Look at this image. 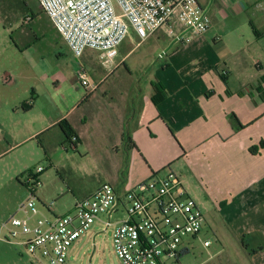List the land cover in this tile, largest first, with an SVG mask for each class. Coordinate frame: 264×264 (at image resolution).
<instances>
[{"label":"crops","instance_id":"1","mask_svg":"<svg viewBox=\"0 0 264 264\" xmlns=\"http://www.w3.org/2000/svg\"><path fill=\"white\" fill-rule=\"evenodd\" d=\"M200 1L212 21L216 13L226 11L217 0ZM234 1L242 4L240 0ZM1 10L2 0L0 26ZM250 26L253 37L247 41L246 50L255 47L253 55L257 57L252 61L255 70L243 66L225 70V59L216 57L204 66L205 70H166L162 66V70L148 71L149 80L139 78L120 86V91L115 86L107 90L105 83L117 71L113 69L126 57L118 63L116 59L115 67L96 70L97 90L91 94L86 91L82 102L69 113H61L55 105L58 116L42 113L29 118L38 109L34 95L40 92L43 72L0 70V148L12 135L24 137L20 143L55 129L65 135L59 127L63 120L76 132L78 144L84 143L92 132L99 138H108L117 155L121 148L127 153V160L117 164L119 169L126 168V174L109 175L108 180L116 184L110 185L125 191L170 171L182 182L196 180L208 199L220 207L218 213L222 217L214 219L215 226L223 233L225 226H229L231 233L228 234L250 256L252 264H264V20L258 26L251 22ZM186 44H173L175 52L180 54L179 47ZM242 48L237 38V52ZM27 75L32 81L30 88H34L33 97L28 101L19 99L15 92L16 78ZM6 77L10 82H4ZM156 87L167 96L158 105L153 102ZM77 110L84 113L79 124H73L67 118ZM7 119L15 122V129ZM104 184L109 183H102L86 194L71 190L75 203ZM209 227L221 242L215 229Z\"/></svg>","mask_w":264,"mask_h":264},{"label":"rangeland","instance_id":"2","mask_svg":"<svg viewBox=\"0 0 264 264\" xmlns=\"http://www.w3.org/2000/svg\"><path fill=\"white\" fill-rule=\"evenodd\" d=\"M226 1L230 6L224 0H217L226 11L215 14L211 30L179 47L180 54L175 52L173 44L174 47L169 45L171 40L164 30L143 43L131 31L119 48L117 63L126 58L119 67L113 69L117 71L104 88L108 90L115 86L120 91V86L131 80H149L151 74H147L148 71L162 70V66L166 70H205L204 66L216 57L225 59V70H237V67L242 66L247 70H255L252 64L253 58L257 57L253 55L255 47L251 45L250 51L246 48L247 41L253 37L250 23L258 26L260 20H264V0H240L241 5L234 0ZM1 14L0 70H39L44 74L39 85L40 92L34 95L39 103L38 109L30 113L29 118L42 113L58 116L55 105L61 113H69L86 96L76 71L83 66L89 81L94 84L96 70H107L101 65L98 53L87 51L80 59L76 58L36 0H2ZM237 38L243 47L239 52ZM163 50L168 51V57L158 60ZM16 79L17 97L26 101L32 99L34 88H30L31 77L27 75ZM83 113L82 110L74 111L67 119L79 124ZM7 121L13 129L16 128L14 121ZM23 140L24 137L12 135L0 148V227L16 207L29 199L30 192L25 186L30 170L38 167L44 169L39 176L36 198L42 206L51 207L58 216L73 210L75 199L71 190L86 194L102 183L115 186L108 180L109 175L119 174L123 177L127 172L126 168L122 170L117 165L118 161L122 163L127 160L124 149L121 148L117 155L111 148L110 140L99 138L94 132L76 148L58 129L20 143ZM183 182L192 199L206 215L208 224L201 239L194 242L193 249L180 258L179 263L252 264L250 256L242 248L239 249L237 241L230 237L229 226H225V233L215 226L214 219L222 217L218 213L219 205L208 199L196 180L183 179ZM225 205L220 204L221 207ZM210 225L221 242L211 231ZM3 238H0V264H33L19 243L8 242ZM206 239L211 241L208 249L203 246ZM70 261L71 264H121L113 248L111 230L107 232L99 223L94 224L91 233L75 244Z\"/></svg>","mask_w":264,"mask_h":264},{"label":"built area","instance_id":"3","mask_svg":"<svg viewBox=\"0 0 264 264\" xmlns=\"http://www.w3.org/2000/svg\"><path fill=\"white\" fill-rule=\"evenodd\" d=\"M37 2L76 58L95 51L107 69L115 67L119 48L131 31L143 43L164 30L173 44L182 45L208 33L213 22L200 0ZM166 57L168 53L163 51L158 60ZM77 77L89 94L97 90L83 66ZM4 82L10 79L4 78ZM43 172L42 167L28 172L29 199L0 227V238L19 243L33 264H71L74 245L91 233L96 223L107 232L111 230L121 264H180L207 226L206 216L172 171L125 191L104 184L77 200L73 210L63 216L36 198ZM203 246L209 248L211 241L204 240Z\"/></svg>","mask_w":264,"mask_h":264},{"label":"trees","instance_id":"4","mask_svg":"<svg viewBox=\"0 0 264 264\" xmlns=\"http://www.w3.org/2000/svg\"><path fill=\"white\" fill-rule=\"evenodd\" d=\"M166 93L164 90L156 87L155 88V95L153 97V102L155 105H158L160 104L162 101H164L166 99ZM59 127L62 128V130L64 131V134H65V137H66V140L68 142H70L73 146H76L78 145V136L76 134V132L74 131V129L72 128V126L69 124V122L67 120H63L60 122L59 124ZM76 138V142H73V139ZM252 152H254L252 150ZM245 249L247 250V246L245 245Z\"/></svg>","mask_w":264,"mask_h":264}]
</instances>
